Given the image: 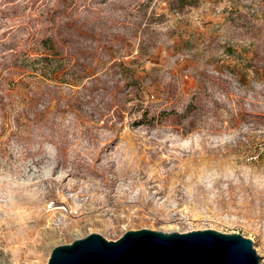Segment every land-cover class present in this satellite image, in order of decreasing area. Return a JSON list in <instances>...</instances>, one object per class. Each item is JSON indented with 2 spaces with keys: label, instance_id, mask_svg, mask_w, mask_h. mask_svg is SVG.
<instances>
[{
  "label": "rangeland",
  "instance_id": "374dc122",
  "mask_svg": "<svg viewBox=\"0 0 264 264\" xmlns=\"http://www.w3.org/2000/svg\"><path fill=\"white\" fill-rule=\"evenodd\" d=\"M142 229L264 264V0H0V264Z\"/></svg>",
  "mask_w": 264,
  "mask_h": 264
},
{
  "label": "water",
  "instance_id": "95a60500",
  "mask_svg": "<svg viewBox=\"0 0 264 264\" xmlns=\"http://www.w3.org/2000/svg\"><path fill=\"white\" fill-rule=\"evenodd\" d=\"M253 242L215 230L129 231L117 241L97 233L56 247L48 264H261Z\"/></svg>",
  "mask_w": 264,
  "mask_h": 264
}]
</instances>
